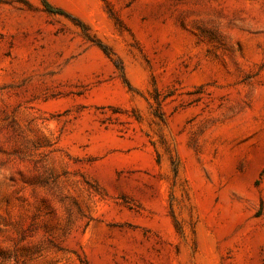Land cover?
<instances>
[{"label":"rangeland","instance_id":"obj_1","mask_svg":"<svg viewBox=\"0 0 264 264\" xmlns=\"http://www.w3.org/2000/svg\"><path fill=\"white\" fill-rule=\"evenodd\" d=\"M0 264H264V0H0Z\"/></svg>","mask_w":264,"mask_h":264},{"label":"trees","instance_id":"obj_2","mask_svg":"<svg viewBox=\"0 0 264 264\" xmlns=\"http://www.w3.org/2000/svg\"><path fill=\"white\" fill-rule=\"evenodd\" d=\"M45 9L47 12L51 14H61L58 9H55L51 4H49L47 1H44Z\"/></svg>","mask_w":264,"mask_h":264}]
</instances>
